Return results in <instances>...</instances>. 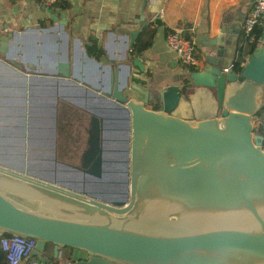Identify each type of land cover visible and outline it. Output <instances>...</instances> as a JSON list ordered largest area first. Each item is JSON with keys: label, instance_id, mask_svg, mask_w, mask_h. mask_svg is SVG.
Segmentation results:
<instances>
[{"label": "water", "instance_id": "95a60500", "mask_svg": "<svg viewBox=\"0 0 264 264\" xmlns=\"http://www.w3.org/2000/svg\"><path fill=\"white\" fill-rule=\"evenodd\" d=\"M145 5L133 24L104 29L132 47L149 23ZM0 43L8 53L10 39ZM250 43L237 65L225 43L210 47L205 65L188 70L195 91L134 81V97L116 92L126 121L116 193L0 164V236L36 239L27 260L45 262L49 248L59 258L71 247L87 257L69 264H264V134L255 128L264 121V26ZM88 134L77 177L103 183L109 160L97 110Z\"/></svg>", "mask_w": 264, "mask_h": 264}, {"label": "crops", "instance_id": "0c3cea01", "mask_svg": "<svg viewBox=\"0 0 264 264\" xmlns=\"http://www.w3.org/2000/svg\"><path fill=\"white\" fill-rule=\"evenodd\" d=\"M252 2L59 0L47 6L42 0H0V37L10 39L9 52L0 53V164L51 181L69 170L80 175L76 167L87 148L94 110L104 118L105 153L115 149V121L124 105L116 92L134 97V81L196 90L167 45V32L181 28L195 40L199 68L209 48L224 43L226 61L235 63L243 60V52L247 56L255 39L244 31ZM144 5L156 32L152 46L133 55L127 36L104 28L113 20V28L133 24ZM94 43L103 49L99 57L88 52ZM46 255L52 259L53 248ZM85 257L84 250L65 247L53 261L67 264Z\"/></svg>", "mask_w": 264, "mask_h": 264}, {"label": "built area", "instance_id": "2783aa9c", "mask_svg": "<svg viewBox=\"0 0 264 264\" xmlns=\"http://www.w3.org/2000/svg\"><path fill=\"white\" fill-rule=\"evenodd\" d=\"M42 1L48 6L54 5L59 0ZM257 26H264V0H253L252 6L245 17L244 31L250 35ZM166 42L185 68L188 70L199 68L196 42L192 37L184 35L181 28L170 29L166 34ZM256 122L255 128L259 132L264 127V121L259 118ZM36 244V239L30 237L15 235H3L1 237V245L7 254L8 264H60L54 261L45 262L36 256L27 260ZM69 263L70 261L67 264Z\"/></svg>", "mask_w": 264, "mask_h": 264}, {"label": "rangeland", "instance_id": "374dc122", "mask_svg": "<svg viewBox=\"0 0 264 264\" xmlns=\"http://www.w3.org/2000/svg\"><path fill=\"white\" fill-rule=\"evenodd\" d=\"M122 115H120V118L118 121H115V140L114 142V151L111 153H105L106 158L109 160L106 165L109 170L104 174L103 176V183H97L93 182L92 180L88 178H82V177H77V172L75 171H66L65 175L61 177H57L56 180L64 181L68 184H77L79 183L82 188H85L86 190H100L105 192H109L111 194L116 193L117 191L122 189L121 185V178L119 172L120 165L122 164L123 161V152L122 150L124 149L125 143V127H126V121L122 119ZM257 123V122H255ZM114 128V126H113ZM24 146L22 147V153H23ZM21 160L23 158H20ZM111 169V170H110ZM25 199V203L29 206H32L30 204L29 200ZM68 252H65V255ZM64 255V254H63ZM53 260V259H50Z\"/></svg>", "mask_w": 264, "mask_h": 264}, {"label": "trees", "instance_id": "16d2710c", "mask_svg": "<svg viewBox=\"0 0 264 264\" xmlns=\"http://www.w3.org/2000/svg\"><path fill=\"white\" fill-rule=\"evenodd\" d=\"M262 28L263 26H257L253 30L252 33L255 35V39H257L260 36L262 32ZM155 32L156 30L153 27V23L148 24L137 36L133 46L131 47L132 54L142 55L144 52H146L152 46ZM88 52L90 55L99 57L103 53V49L101 47H98L97 44L94 43V44L88 45ZM239 62H240V59H238L235 62V65L239 64ZM261 130H264V127H262ZM5 235H10V234L6 233ZM1 237L2 236H0V264H8L7 254L3 250L2 245H1ZM52 259L54 260V257Z\"/></svg>", "mask_w": 264, "mask_h": 264}, {"label": "flooded vegetation", "instance_id": "af4514ba", "mask_svg": "<svg viewBox=\"0 0 264 264\" xmlns=\"http://www.w3.org/2000/svg\"><path fill=\"white\" fill-rule=\"evenodd\" d=\"M259 133H262V134H264V130H260V131H259Z\"/></svg>", "mask_w": 264, "mask_h": 264}]
</instances>
